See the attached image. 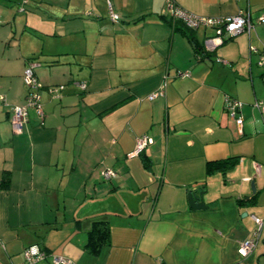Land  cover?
I'll return each mask as SVG.
<instances>
[{
  "label": "crops",
  "instance_id": "obj_1",
  "mask_svg": "<svg viewBox=\"0 0 264 264\" xmlns=\"http://www.w3.org/2000/svg\"><path fill=\"white\" fill-rule=\"evenodd\" d=\"M172 4L251 26L207 49L214 28L183 33L165 0H0V264L24 263L31 245L32 264H264V0ZM29 62L41 116L27 106L15 133ZM251 214L259 238L240 256ZM97 218L109 240L91 255Z\"/></svg>",
  "mask_w": 264,
  "mask_h": 264
},
{
  "label": "built area",
  "instance_id": "obj_2",
  "mask_svg": "<svg viewBox=\"0 0 264 264\" xmlns=\"http://www.w3.org/2000/svg\"><path fill=\"white\" fill-rule=\"evenodd\" d=\"M166 6L170 8V13L174 18L180 20V22L186 27L190 29H195L196 27L204 26V27H212L214 28V36L207 37L204 39V45L207 49L213 47L214 40L221 41V35L227 34L228 36L233 35L242 30H249L251 24L249 20L242 16L241 14L226 16V17H195L191 14H188L181 10L180 8L175 7L172 4V0H165ZM110 9V8H109ZM110 16L112 19H117V16L109 10ZM257 22L264 23V8L259 16L256 18ZM258 66L263 69L264 72V48L259 52L258 55ZM36 65L35 62H29L23 70L22 80L27 89L26 92V104L24 105H15L12 107V114L9 118V124L13 132L18 133L21 131L22 123L25 120L26 115V107L29 105H36V113L41 116V111L39 109L38 104L35 102L36 94L32 92V90L38 87V83L33 75V67ZM264 77V76H263ZM62 86H58L60 89ZM80 87L83 88L84 84L81 83ZM152 96H149L150 99ZM0 100H3V96L0 95ZM255 106L264 113V99L260 101H256ZM225 106L228 110L230 116H233L236 109L239 107V102L235 100L226 99ZM235 123L239 126L241 124V118H235ZM150 140L142 136L137 139L135 149L133 152L127 154V156L137 154L146 143H149ZM114 175L111 169H107L101 172V176L104 179H108ZM251 220L254 223V228L252 229L248 238L242 240L238 244V253L240 256H244L250 253L255 247L257 240L259 238L260 228L262 224V220L255 215H250ZM24 263L21 264H32L33 262L42 258L43 253L35 246L31 245L23 249L22 251ZM52 264H72V262L62 256H53Z\"/></svg>",
  "mask_w": 264,
  "mask_h": 264
},
{
  "label": "trees",
  "instance_id": "obj_3",
  "mask_svg": "<svg viewBox=\"0 0 264 264\" xmlns=\"http://www.w3.org/2000/svg\"><path fill=\"white\" fill-rule=\"evenodd\" d=\"M176 29H179L183 31V33H190L192 29L186 28L183 26L181 22L175 25ZM189 39L190 43H192L193 49L195 51L200 52L201 46L198 44H195L194 38H191V36L188 37V34L186 35ZM109 240V234H108V224L107 221L104 218H97L90 222V227L87 231L86 241L84 244L85 250L91 254L94 255L98 252L100 247L106 245Z\"/></svg>",
  "mask_w": 264,
  "mask_h": 264
},
{
  "label": "water",
  "instance_id": "obj_4",
  "mask_svg": "<svg viewBox=\"0 0 264 264\" xmlns=\"http://www.w3.org/2000/svg\"><path fill=\"white\" fill-rule=\"evenodd\" d=\"M187 200H188V205L191 207V208H200L202 207V202L201 200H199V202H192V197L190 195V193L187 194Z\"/></svg>",
  "mask_w": 264,
  "mask_h": 264
}]
</instances>
